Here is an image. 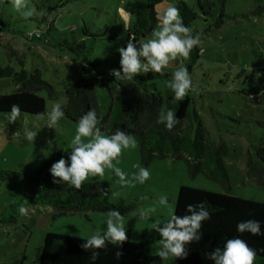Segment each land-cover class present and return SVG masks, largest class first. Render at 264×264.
Listing matches in <instances>:
<instances>
[{"label":"rangeland","instance_id":"rangeland-1","mask_svg":"<svg viewBox=\"0 0 264 264\" xmlns=\"http://www.w3.org/2000/svg\"><path fill=\"white\" fill-rule=\"evenodd\" d=\"M40 1L27 0L28 8L34 10V15L25 19L13 7L11 0H0V16L8 22L7 29L0 35V65L8 63L16 69L20 68L14 58L9 61L6 59L4 44L8 42L25 52V68H38L43 78L57 91L56 99L46 98L45 114L40 118L31 119L20 115L16 122L9 123L7 115L0 116V217L3 208L9 211V205L17 202L22 193L27 191V180L46 158L58 150L67 153L71 151V141L76 134L78 121L63 117L55 129L46 127L47 116L52 108L56 104L64 106V92L78 78L79 64L84 59L81 54L62 50L59 43L61 35L70 38L71 30L76 28L75 36L79 37L82 36V29L87 35L84 54L90 60H95L102 71L118 70L120 56L117 49L122 44L118 39L109 38V35H123L118 15L121 13L127 19L128 14L116 8L127 9L133 14L145 5V0H74L64 3L48 13L55 21L50 37L44 35L25 43L23 35L28 31H36L37 28L42 31L44 28L38 21L44 8L36 7ZM59 1L51 2L57 4ZM184 1L189 6L196 3V0ZM213 1L215 8H219L218 2ZM174 3L175 0L158 2L155 5L156 19ZM257 5L264 6V1L226 0L224 12L227 16L220 27H216L211 18L207 22L201 17L196 18L191 29L194 36H200L199 57L194 63L189 59L173 61L164 69L167 77L154 79L157 92L164 96L167 89L165 82L171 79L172 73L180 66L187 67L193 85L198 89L188 93L193 100L192 106L200 114L212 140L226 145L227 154L223 156V163L228 181L223 184L203 172H196L192 176L183 160L174 159L168 153L155 156L147 165H142L139 137L128 127L121 129L118 126L116 130L119 128L128 132L136 140L134 148L124 149L118 161H113L115 167L126 174L130 183L122 185L120 177L110 169L105 170L103 178L89 177L85 181L96 182L109 189L110 203L116 204L121 200L124 206L121 212L124 225L132 223L129 242L137 244L141 236L145 235L147 248L152 254L158 248L159 236L151 230L152 225L156 221L163 223L173 214L180 185L213 192H230L252 200L264 199V186L248 177L245 167L246 151L251 149L250 144L254 143V135L258 133L254 130L252 120H264V103L250 100L241 93V89L247 90L248 86L259 88L260 80L264 79V69H260L264 66V11L259 15L254 14ZM157 24L158 20L155 28L141 39L142 43L152 38ZM92 34L100 36L93 38ZM241 69L244 74L238 75ZM246 74L248 77H245ZM244 79L248 83H244ZM5 81L7 83L0 87L1 93L12 90V83ZM95 94L100 118H103L110 113V100L101 86L95 87ZM244 120L248 122L244 123ZM26 130L37 132L34 140L29 141L25 137ZM142 167L150 173L143 184L132 179ZM161 196L168 198L167 205L159 204ZM151 208L156 211L150 213L148 219L141 220V212ZM28 209V215L20 214L15 223L0 225V264H35L36 249L42 244L47 232L88 239L106 229L107 213L101 211L87 210L52 219L50 207L37 205Z\"/></svg>","mask_w":264,"mask_h":264},{"label":"trees","instance_id":"trees-1","mask_svg":"<svg viewBox=\"0 0 264 264\" xmlns=\"http://www.w3.org/2000/svg\"><path fill=\"white\" fill-rule=\"evenodd\" d=\"M52 0H41L36 4L37 8L44 7L39 24L43 30L28 31L23 35V41L44 35L50 37L54 29V19L48 14L51 10L74 0H60L57 4ZM161 0H145L144 8L130 14L127 9H119L128 14L127 19L120 13L118 18L122 25L123 35L112 33L109 38L118 39L122 47H126L130 36L135 37L137 47L142 43L141 39L151 32L156 25L155 5ZM219 8H215L213 0H196L195 5L189 6L184 0H175L174 7L178 8L185 26L191 28L196 18L201 17L205 22L208 18L213 19V24L220 27L227 16L224 12L226 0H216ZM259 3L264 0H257ZM264 11L263 5H257L254 14H261ZM214 12H216L214 14ZM117 13V12H116ZM8 22L0 16V35L7 29ZM76 28L70 33V38L60 37L62 50H69L71 54H81L84 59L79 64V76L69 85L65 92V104L61 107L64 117L79 121L80 118L90 109H95L98 119V127L105 135H112L116 127L121 129L128 127L131 132L139 137L140 163L147 165L155 156L168 153L174 159L184 161L190 175L196 172H203L221 183L228 181L226 168L223 163V156L227 154L226 145L223 142L215 143L209 132L203 125V120L192 106V98L186 96L183 101L174 102L173 93L166 89L162 96L157 92L155 77H167L158 73L141 74L132 81H119L110 75L109 71H102L95 60H90L86 54V39L84 31L80 29L82 36L76 37ZM107 29V27H105ZM91 33V32H90ZM89 35V34H88ZM100 34H92L93 38ZM46 40V39H45ZM7 61L14 58L20 68L16 69L6 63L0 65V87L8 80L13 87L9 93L0 92V116L9 115L13 104L19 105L20 115L31 119L40 118L45 114V100L56 99L55 87L43 78L38 68H25V52L15 48L10 43L4 44ZM201 49L194 47L189 60L194 63L199 57ZM189 65L188 67H190ZM260 69H264L262 66ZM119 70V69H118ZM243 69L238 75L243 73ZM244 74V73H243ZM245 77H248L247 74ZM251 79V77H250ZM260 80L257 86H248L247 90L241 89L246 97H254L253 100L264 103V89ZM244 83H248L244 79ZM101 86L109 100V110L105 117L100 118V110L95 94V87ZM44 93L45 95L41 94ZM172 110L180 120L171 131H168L163 124H158L159 112ZM100 118V119H99ZM244 120V123H247ZM253 127L258 133L254 135V143L251 149L246 151V175L252 178L257 184L264 186V120H252ZM248 127V126H247ZM70 153L62 150L55 151L46 158L35 173L27 180V191L22 193L19 200L9 205L10 210L3 208L0 217V225L4 223H15L20 215L18 208L24 204L30 206L43 205L52 209L51 218L83 213L87 210H95L107 213L110 209H116L120 213L124 210L121 200L116 204L108 201L109 189L99 186L96 182H84L80 190L68 184L53 183L50 168L53 163L62 157L68 161ZM70 163V161H69ZM3 174H9L4 172ZM103 188L104 192L98 191ZM205 202L211 218L202 223V238L199 242L187 245V258H171L161 260L156 253L152 254L147 248L148 240L145 235L137 244L130 243L127 239L122 246L117 247L108 244L104 249L99 250L100 255L95 264H214L208 258L215 248H223L228 239L237 238L244 240L247 245L256 252L254 264H264V235H252L250 233L237 232V224L243 221H259L261 231L264 232V199L252 200L240 197L230 192H213L202 188L180 185L176 194L173 214L183 216L186 213V206L196 205ZM131 222L125 226L128 237ZM160 237H157V241ZM86 242L83 238H74L68 235L54 234L47 232L42 244L37 247L35 264H93L90 260V252L82 249L81 245ZM158 244V243H157ZM159 247V245H158ZM121 255L117 258L116 253Z\"/></svg>","mask_w":264,"mask_h":264},{"label":"clouds","instance_id":"clouds-1","mask_svg":"<svg viewBox=\"0 0 264 264\" xmlns=\"http://www.w3.org/2000/svg\"><path fill=\"white\" fill-rule=\"evenodd\" d=\"M13 7L20 15L27 19L34 15V10L28 8L27 0H11ZM26 9V10H25ZM46 14V13H42ZM158 24L152 32V38L143 42L137 47L135 37L130 36L126 47L117 49L120 60V68L111 69L110 75L119 81H132L135 77L148 73H158L164 75V69L171 62L179 59L187 60L194 47L200 44L199 34L193 35L192 29L185 26L178 8L169 6L162 14L157 16ZM39 36L38 31L30 33ZM166 87L171 90L173 101H183L189 91L196 92L198 89L193 85L187 67L180 66L173 73L170 80L166 81ZM249 99L254 97L249 95ZM19 105L13 104L8 115L9 123H14L20 116ZM41 117L43 114H39ZM64 117V112L60 104H56L47 116L46 127L55 129L58 122ZM163 124L168 131H171L180 120L172 110H161L156 121ZM98 119L95 109L88 110L78 121L76 134L71 141V151L69 160L63 157L52 164L50 173L53 183L68 184L76 190H80L89 177H101L105 175V170H114L120 177L122 185L130 183L126 179V174L116 168L113 161H118L124 149L134 148L136 140L128 132L121 131L119 128L112 135H105L97 126ZM37 136V132L26 130L25 137L32 141ZM70 161V163H69ZM150 177L147 168H140L134 174L133 180L143 184ZM98 191L104 192L103 188ZM160 205H167L168 198L161 196ZM155 208L147 212H141L140 219H148L149 214L155 212ZM21 215H28L29 209L21 204L18 208ZM186 213L183 216L171 214L168 219L161 223L156 221L152 225V231L158 233L160 239L157 241L159 247L156 255L163 261L171 258H187V245L199 242L202 238V223L211 218V214L205 202L186 206ZM106 229L102 233L93 234L86 242L81 245L82 249L90 252V260L95 264L100 252L108 244L120 247L127 241L128 237L124 225V217L116 209L107 212ZM237 232H245L254 236L264 235L261 231L259 221L248 220L237 224ZM82 238V237H81ZM121 255L116 253L117 258ZM256 252L247 243L237 238L228 239L224 247L215 248L208 253V258L214 264H254Z\"/></svg>","mask_w":264,"mask_h":264},{"label":"built area","instance_id":"built-area-1","mask_svg":"<svg viewBox=\"0 0 264 264\" xmlns=\"http://www.w3.org/2000/svg\"><path fill=\"white\" fill-rule=\"evenodd\" d=\"M37 36V35H36ZM262 87H263V89H264V80L262 81Z\"/></svg>","mask_w":264,"mask_h":264}]
</instances>
